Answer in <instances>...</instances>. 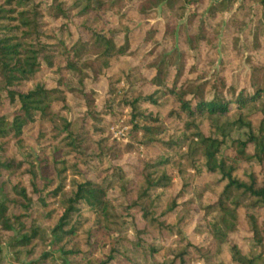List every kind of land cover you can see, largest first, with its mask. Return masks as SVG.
Instances as JSON below:
<instances>
[{
	"label": "trees",
	"instance_id": "obj_1",
	"mask_svg": "<svg viewBox=\"0 0 264 264\" xmlns=\"http://www.w3.org/2000/svg\"><path fill=\"white\" fill-rule=\"evenodd\" d=\"M249 5L264 0H0V264H264Z\"/></svg>",
	"mask_w": 264,
	"mask_h": 264
},
{
	"label": "rangeland",
	"instance_id": "obj_2",
	"mask_svg": "<svg viewBox=\"0 0 264 264\" xmlns=\"http://www.w3.org/2000/svg\"><path fill=\"white\" fill-rule=\"evenodd\" d=\"M44 2L46 4H49L50 0H44ZM235 7H236V5H233L232 9L235 8ZM159 9L160 8H158V10H157V12L155 14V17L151 20V23H153V24L158 22V21L160 23H162V24H164L166 22L168 13L165 10L163 12L159 11ZM232 9H230V10H232ZM262 13H264V7L257 8L254 5H251V6L249 5L244 10V15L247 16L248 18H252L251 20H252L253 26L255 24H257V19L258 20L261 19L259 21H262L263 24H264V20L261 18ZM227 15H228L227 13L217 14V16L215 17V21L214 22H220L221 20H224ZM240 43L242 44V43H245V42H240ZM247 44L250 45V43H247ZM241 50L243 51V49H241ZM235 51H237L236 48H233L231 50H227V53L229 54L228 56L227 55H223L222 53L219 54V59L226 58L227 60H229V65H231V66L227 67V68H231L232 67L233 70L236 67V59L234 57ZM120 66L126 67V66H128V63L126 62V60L120 61V63L116 62L115 68L113 70H117V68H119ZM96 88H97L98 91H101L102 90V84H99ZM167 123H168V121H167ZM110 131H111L112 138L114 140H116L118 142H122V143H125V142L129 141L127 139L128 136H127V133H126L127 132V127L125 125H123L122 121H119V122L113 124V126L110 128ZM139 150H142V148L140 147ZM125 157H126V160H125ZM125 157H124L123 161L131 162L133 159H135V154L134 153H132L131 155L127 154V155H125ZM174 187H175V190H176L178 188V185L175 184ZM243 237H244V234L239 233V234H237L235 236H232L231 240H232V242H237V243L241 244Z\"/></svg>",
	"mask_w": 264,
	"mask_h": 264
}]
</instances>
